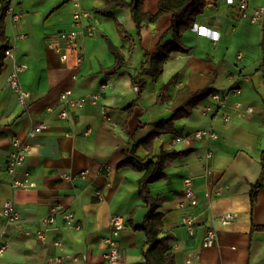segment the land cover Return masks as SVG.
<instances>
[{
	"label": "crops",
	"instance_id": "1",
	"mask_svg": "<svg viewBox=\"0 0 264 264\" xmlns=\"http://www.w3.org/2000/svg\"><path fill=\"white\" fill-rule=\"evenodd\" d=\"M10 1L23 16L13 21L7 15L0 26V38L5 36L13 46L0 75V240L10 243L0 256V264L144 262L147 235L135 230L129 221L132 215L133 222L140 225L147 212L139 194L144 172L120 164L134 142L155 131V122L171 116L170 105L179 90L188 87L197 91L209 85L221 92L241 88L242 94L231 95L222 111L231 113L230 121L219 113H204L206 106H217L209 97L191 116L176 121L177 133L156 138L152 155L143 146L136 154L147 158L162 150L189 151L171 160L166 178L150 185L152 196L163 202L164 231L176 236L172 250L177 264H186L193 253L200 255L193 264H264V229H253V225L264 226V180L254 208L250 195L252 185L263 174L264 20L255 24L241 19L229 0L210 2L183 36L189 51L172 53L154 79L145 74L152 65L146 53L157 50L172 23L171 15L145 24L139 35L129 8H112L110 16L100 11L106 0ZM250 3L252 9L264 0ZM159 4L160 0H145L144 11L155 14ZM1 7L0 1V16ZM77 10L90 13L85 22L93 24L96 32H85L63 60L65 44L60 35L74 26ZM115 19L125 25L131 39H123ZM172 40L169 32L163 44ZM110 43L120 48L128 61L115 74L105 71L116 63ZM16 65L25 66L20 76L23 88L30 93L25 109L19 106L8 81ZM230 75L235 76L233 82ZM136 76L146 80L140 98V88L132 82ZM164 85H168L171 98L166 103L158 101ZM66 90H72L76 97L97 92L100 97L96 103L69 107L68 116L61 118V95ZM237 101L242 102L240 107ZM132 103L135 105L128 115L126 108ZM41 123L45 128L30 138L29 153L16 173L17 178L35 185L15 189L7 169L12 139H26ZM203 128L213 129L219 138L195 139L193 133ZM209 151L213 152L211 158ZM186 177L193 178L201 195L196 206L183 197ZM206 191L212 194L210 201L203 196ZM6 200L14 201L20 221L5 217ZM57 204L73 214V222L67 224L59 216L54 228L40 240L44 219ZM191 212L201 213L194 234L183 224V217ZM228 213L234 218L223 224L220 218ZM113 214L126 219L119 237L125 260L120 263H108L103 256ZM210 227L217 229L218 238L214 245L205 247L202 236Z\"/></svg>",
	"mask_w": 264,
	"mask_h": 264
},
{
	"label": "trees",
	"instance_id": "2",
	"mask_svg": "<svg viewBox=\"0 0 264 264\" xmlns=\"http://www.w3.org/2000/svg\"><path fill=\"white\" fill-rule=\"evenodd\" d=\"M2 3L0 26L6 18L8 8L11 5L10 0H0ZM216 0H160L159 10L152 14L145 12L143 4L145 0H106V4L100 11L106 15H112L111 9L115 7L129 8L133 20L137 26L138 34H141V28L147 23H156L163 15H171L172 23L165 32L157 45V50L153 54L146 53L147 60H150L152 65L146 69L145 74L151 75L154 79L158 77L164 69L165 63L170 59L172 53L187 52L189 48L183 42L184 34L194 27L197 17L202 14L208 4ZM117 29L120 35L125 40L131 39V35L127 31L125 25L118 19H115ZM173 33V40L163 44L164 37L169 33ZM13 46L9 40L2 36L0 38V75L6 65L7 51ZM110 48L116 56V63L113 67L105 69L108 74L117 73L122 67L127 64L122 50L110 43ZM134 85L139 86V95L141 97L145 87L146 80L139 79V76L132 77ZM220 92L211 85L203 89L192 91L188 87L179 90L173 104L170 105L172 114L167 119L155 122L153 125L155 131L148 135L140 142H134L129 150L126 158L121 162L120 166H129L137 171L144 172L139 180V194L141 199L146 203L147 212L144 220L140 225L133 222L132 215L129 218L135 230H143L147 235V248L144 251L145 261L141 264H177L176 254L172 250V244L176 236L172 232L164 231V213L160 211L163 205L161 200L155 199L151 194L150 185L156 181L167 177L165 172L171 160L183 157L189 151L178 150H162L154 157L141 158L136 154L139 147L143 146L150 155L154 150V142L157 137L167 133H177L175 123L177 120L186 118L192 115L195 107L209 98L213 93ZM168 93V85L161 87L158 94V101L166 103L170 101ZM135 103L130 104L126 109L129 110L128 115L132 113ZM128 119V116H127ZM127 119L124 121L127 123ZM263 165V174L259 182L252 185L250 195L252 206L254 208L258 192L264 180V155L261 161ZM253 229H264V226L253 225Z\"/></svg>",
	"mask_w": 264,
	"mask_h": 264
},
{
	"label": "built area",
	"instance_id": "3",
	"mask_svg": "<svg viewBox=\"0 0 264 264\" xmlns=\"http://www.w3.org/2000/svg\"><path fill=\"white\" fill-rule=\"evenodd\" d=\"M230 4H235L238 10V15L241 19H247L255 24H260L264 20V4L256 6L251 9L250 0H229ZM7 14L12 16L13 21H19L22 18V13L16 12L14 7L10 5ZM90 13L84 10H77L74 14V26L67 31L61 33V38L64 40V52L62 54V59L66 60L68 58V49L71 48L77 40L87 32L88 35H93L96 32V28L93 24L85 22V19H89ZM12 56V49L7 51V57ZM24 65H16L14 70L9 76V84L12 89L16 92L19 106L22 109L27 108L28 98L30 93L25 90L21 83V72L24 69ZM229 79L233 82L235 76L230 75ZM105 86H103L104 88ZM242 94L241 88L232 87L225 92H215L210 98L217 103L216 107L206 106L204 113L214 112L216 114H222L226 122L232 119L231 113H223L222 111L227 109L228 101L231 95L240 96ZM100 97V93H93L87 96L76 97L72 90H66L62 93L61 99L62 104L59 110V116L61 118H66L69 114V107L80 108L88 101L96 103ZM242 105L241 101L236 102V106L240 107ZM248 112H253L252 108L247 109ZM45 128V124H38L33 129L28 132V137L22 139L18 136L13 137L12 145L13 150L11 151L8 159L7 169L9 173L13 176V187L16 188H26L34 186V182H28L21 180L16 177L19 167L25 162L27 155L30 150V138L35 137L39 132H42ZM195 139H218L219 134L211 128H203L196 130L193 133ZM209 158L213 156V152L209 151ZM183 197L190 206H196L200 203L201 195L195 187V183L192 177H186L183 181ZM209 201L212 194L208 191L204 192V195ZM209 207V206H208ZM3 214L11 222H18L21 220L20 213L12 200H6L3 207ZM201 213H188L183 217V224L187 228L190 234H194L196 226L199 222ZM59 216L63 218L65 223L71 224L73 222V214L68 211L64 206L57 204L54 206L50 214L44 219L45 229L39 232V239L44 240L47 232L54 228L58 221ZM234 218V214L228 213L223 215L220 219L223 224H228ZM110 234L104 239L106 248L104 251V259L108 263H120L125 260V256L121 252L119 245V237L121 232L126 227V219L121 214H113L109 219ZM218 238V231L214 227L207 228L202 236V245L205 247L212 246L216 243ZM10 246L9 241L0 240V256L4 255ZM199 253H193L186 261V264H193L195 261L199 260Z\"/></svg>",
	"mask_w": 264,
	"mask_h": 264
}]
</instances>
